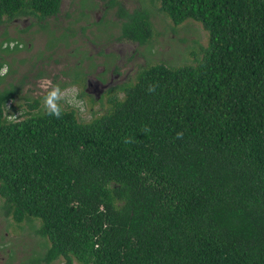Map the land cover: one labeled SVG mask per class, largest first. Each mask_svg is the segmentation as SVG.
I'll list each match as a JSON object with an SVG mask.
<instances>
[{
	"label": "trees",
	"instance_id": "16d2710c",
	"mask_svg": "<svg viewBox=\"0 0 264 264\" xmlns=\"http://www.w3.org/2000/svg\"><path fill=\"white\" fill-rule=\"evenodd\" d=\"M61 1L0 0V23ZM157 1L208 32L195 65L141 69L88 122L8 120L0 92L1 211L48 241L29 264H264V0ZM109 6L119 39H150L147 9Z\"/></svg>",
	"mask_w": 264,
	"mask_h": 264
},
{
	"label": "rangeland",
	"instance_id": "374dc122",
	"mask_svg": "<svg viewBox=\"0 0 264 264\" xmlns=\"http://www.w3.org/2000/svg\"><path fill=\"white\" fill-rule=\"evenodd\" d=\"M116 1L129 11L148 10L152 23L148 41L119 39L120 18L110 0H62L57 16L0 23V68L9 69L0 77V92L14 91L5 106L8 120L43 111L38 84L45 77L67 88L70 95L78 91L81 107L65 109H73L79 121L88 122L122 99L123 88L136 81L141 69L158 63L195 65L202 58L208 32L200 22L187 19L174 24L157 0ZM2 201L0 197V264H29L48 241L35 233L38 221L32 226L6 217ZM50 264L63 263L58 259Z\"/></svg>",
	"mask_w": 264,
	"mask_h": 264
},
{
	"label": "clouds",
	"instance_id": "9594fccd",
	"mask_svg": "<svg viewBox=\"0 0 264 264\" xmlns=\"http://www.w3.org/2000/svg\"><path fill=\"white\" fill-rule=\"evenodd\" d=\"M15 45H13L14 47ZM8 47V45H5ZM22 47V45H21ZM8 66L4 65L0 68V77L6 76L8 72ZM41 93V102L44 113L49 116L60 118L64 114L65 107L79 108L82 102L77 99L79 93L74 92L71 95L67 88H62L59 83L53 82L49 78H42L38 84ZM156 85H149L148 91L154 92ZM145 132H150L151 129L145 127ZM184 133L182 131L176 133V139H183ZM125 144L132 143L131 139H125Z\"/></svg>",
	"mask_w": 264,
	"mask_h": 264
},
{
	"label": "flooded vegetation",
	"instance_id": "af4514ba",
	"mask_svg": "<svg viewBox=\"0 0 264 264\" xmlns=\"http://www.w3.org/2000/svg\"><path fill=\"white\" fill-rule=\"evenodd\" d=\"M59 11H60V9H59ZM59 13V12H58ZM58 13L56 14V15H54V16H57L58 15ZM22 17H31V16H22Z\"/></svg>",
	"mask_w": 264,
	"mask_h": 264
}]
</instances>
